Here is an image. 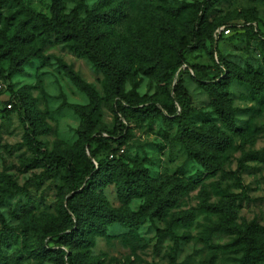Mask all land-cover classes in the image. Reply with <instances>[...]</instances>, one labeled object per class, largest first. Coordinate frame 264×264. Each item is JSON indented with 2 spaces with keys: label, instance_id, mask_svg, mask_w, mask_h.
Returning <instances> with one entry per match:
<instances>
[{
  "label": "rangeland",
  "instance_id": "1",
  "mask_svg": "<svg viewBox=\"0 0 264 264\" xmlns=\"http://www.w3.org/2000/svg\"><path fill=\"white\" fill-rule=\"evenodd\" d=\"M97 1L63 0L64 12L73 10L83 16ZM119 1L124 16L105 29L104 37L117 53L125 54L131 61L122 90L134 101L168 103L176 74L142 73L135 49L140 38L163 33L160 27L163 17L170 21L178 36L186 34L195 15L192 2L201 0ZM49 5L50 0H0V52L9 51L0 58V79L5 85L0 93V230L5 232L6 241L0 245V251L4 264H64L56 253L45 259L34 258L38 245L31 229V224L42 226L46 215L56 213L58 188L65 182L61 159L48 154L55 149L70 152L76 175L88 168L75 150L78 118L71 109L72 104H83L86 98L64 75L62 66H68L102 97L92 117L93 134L113 127L125 128L124 135L116 140L92 143L95 159L102 158L109 149L128 166L136 163L143 166L152 178L176 176L183 188L173 210L192 211V220L183 225L170 221V211L160 217L141 216L133 228L111 223L92 236L90 256L99 260V264H240L243 243L229 224L246 230L254 245L264 243V91L256 96L247 84L231 79L228 100L235 124L242 129L240 134H232L219 123L206 92L192 74L189 71L181 74L182 85L190 96L186 122L193 125L212 122L229 136L228 147L219 155V167L205 172L186 155L176 139V122L172 117L159 114L140 120L128 116L115 122L112 100L102 91V73L66 43H56L52 33L34 32L29 42L10 48V37L26 12L48 16ZM249 9L259 20L258 29L264 32V0H216L196 30L197 45L186 34L189 48L183 52L181 68L199 66L213 70L214 61L207 52L204 37L212 27L214 47L226 61L244 72L261 71L259 43L245 28L243 19L236 17L239 12L248 17ZM222 26L228 27L226 34L221 32ZM26 51L30 56L20 70L9 69L11 58ZM163 56L170 65L174 63L170 49L164 48ZM19 90L32 98L46 125V131L34 137L37 145L23 138L26 124L14 95ZM7 99L10 108L4 104ZM96 191L109 206H120L112 182ZM226 194H236L230 219L207 207ZM142 199L130 200L128 208L137 210Z\"/></svg>",
  "mask_w": 264,
  "mask_h": 264
},
{
  "label": "trees",
  "instance_id": "2",
  "mask_svg": "<svg viewBox=\"0 0 264 264\" xmlns=\"http://www.w3.org/2000/svg\"><path fill=\"white\" fill-rule=\"evenodd\" d=\"M215 3L216 0L192 2L195 15L190 20L191 28L186 34L188 33L194 45H197L196 30L204 22L206 11ZM168 11L175 13L176 9ZM248 11L250 12L248 17L242 12L236 17L243 19L245 28L254 34L259 43L257 54L260 55L261 71L244 72L226 61L214 47L212 27L204 35L207 40V52L214 61L212 71L199 66H189V70L186 67L181 68L184 64L183 52L189 48V44L186 34L178 36L167 18L160 19L163 33L138 40L139 46L135 49V55L139 63L138 69L142 73L156 71L176 74L171 84L168 103L134 101L122 90L123 83L130 73L131 61L125 54L117 53L104 37L105 29L124 16L119 0H99L83 16L76 15L73 10L64 12L63 0H50L48 16L26 12L24 18L16 24L9 45L11 48L16 43L29 42L34 32L52 33L56 43H66L71 51L86 58L102 73V91L106 98L112 100L115 122H120L128 116L140 120L152 119L159 114L172 117L176 122L175 137L182 144L186 155L205 172H210L219 167V155L228 147L229 136L217 129L212 122L201 125L186 122L185 118L190 110V96L184 89L180 76L183 72L189 71L194 81L206 92L216 118L223 128L229 133L240 134L242 129L235 124L234 110L228 100L229 82L235 79L247 84L252 94L256 96L264 91V32L258 29L259 20L254 12L251 9ZM164 48L170 49L175 57L171 65L164 59ZM8 54V50H3L0 52V58ZM29 56L28 51L16 54L9 61L8 68L20 70ZM62 70L71 84L86 98L85 103L72 104L71 109L78 118L75 150L88 168L84 173L76 175L71 166L70 152L55 149L48 154L49 157L61 159L66 176L64 185L58 188L56 213L46 215L42 226L31 224L38 245L33 252L34 258L45 259L56 253L60 255L64 264H99V260L90 256L88 251L92 245V236L100 234L111 223L133 228L141 216L160 217L168 211L172 223L181 225L189 223L192 220L191 210H173L183 188L179 178L173 175L152 178L143 166L138 163L128 166L109 149L102 158L95 159L96 153L91 148L92 143L98 140H116L124 135L125 128L113 127L110 131L93 134L92 117L102 97L68 66H62ZM4 90L5 87L0 93ZM14 95L23 114L22 120L26 124L23 138L27 143L37 145L34 137L44 133L46 125L34 108L32 98L22 90L15 92ZM9 101L7 99L4 104ZM109 154L112 156L109 157ZM108 182L113 183L120 206H109L96 191ZM138 197L143 198L139 208L129 209L128 202ZM235 197L236 194H226L215 205L207 207L216 209L225 219H230ZM228 227L243 243L240 264L264 261V243L254 245L246 230L231 224ZM4 233L0 230V245L6 244ZM49 242L51 245H48ZM4 263L5 258L0 251V264Z\"/></svg>",
  "mask_w": 264,
  "mask_h": 264
},
{
  "label": "built area",
  "instance_id": "3",
  "mask_svg": "<svg viewBox=\"0 0 264 264\" xmlns=\"http://www.w3.org/2000/svg\"><path fill=\"white\" fill-rule=\"evenodd\" d=\"M220 30H221V32H222L223 34H226V33L228 32L229 29H228V27H223V26H222V27H220ZM4 87H5V85H4L3 82L0 80V91L3 90ZM5 106H6L7 108H9V107H10V103H9V102L6 103ZM118 151L121 152V149H119ZM108 156L111 157L112 154H109Z\"/></svg>",
  "mask_w": 264,
  "mask_h": 264
}]
</instances>
